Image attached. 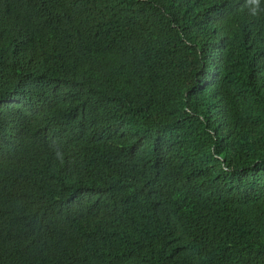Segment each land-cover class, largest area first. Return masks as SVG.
Listing matches in <instances>:
<instances>
[{
    "label": "trees",
    "instance_id": "16d2710c",
    "mask_svg": "<svg viewBox=\"0 0 264 264\" xmlns=\"http://www.w3.org/2000/svg\"><path fill=\"white\" fill-rule=\"evenodd\" d=\"M0 264H264V0H0Z\"/></svg>",
    "mask_w": 264,
    "mask_h": 264
},
{
    "label": "clouds",
    "instance_id": "9594fccd",
    "mask_svg": "<svg viewBox=\"0 0 264 264\" xmlns=\"http://www.w3.org/2000/svg\"><path fill=\"white\" fill-rule=\"evenodd\" d=\"M57 156L59 157L61 163H63V156L60 153H57Z\"/></svg>",
    "mask_w": 264,
    "mask_h": 264
}]
</instances>
